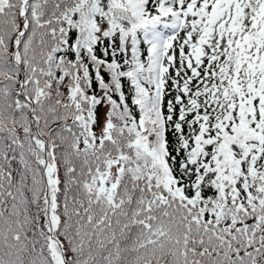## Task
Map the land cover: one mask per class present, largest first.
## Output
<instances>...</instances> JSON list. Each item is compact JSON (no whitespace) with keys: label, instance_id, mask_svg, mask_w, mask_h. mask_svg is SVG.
Returning <instances> with one entry per match:
<instances>
[{"label":"snow or ice","instance_id":"6c2138e0","mask_svg":"<svg viewBox=\"0 0 264 264\" xmlns=\"http://www.w3.org/2000/svg\"><path fill=\"white\" fill-rule=\"evenodd\" d=\"M0 264H264V0H0Z\"/></svg>","mask_w":264,"mask_h":264}]
</instances>
